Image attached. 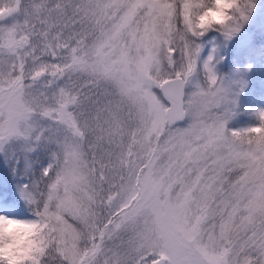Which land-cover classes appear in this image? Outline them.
I'll return each mask as SVG.
<instances>
[{
    "label": "snow or ice",
    "instance_id": "1",
    "mask_svg": "<svg viewBox=\"0 0 264 264\" xmlns=\"http://www.w3.org/2000/svg\"><path fill=\"white\" fill-rule=\"evenodd\" d=\"M186 7L0 0V155L40 164L19 192L44 229L31 264H264V110L229 129Z\"/></svg>",
    "mask_w": 264,
    "mask_h": 264
},
{
    "label": "rangeland",
    "instance_id": "2",
    "mask_svg": "<svg viewBox=\"0 0 264 264\" xmlns=\"http://www.w3.org/2000/svg\"><path fill=\"white\" fill-rule=\"evenodd\" d=\"M254 2L255 7L248 21L231 39L225 41L223 36L214 33L215 41L211 42L210 35H207L200 42L203 44L202 59H206L212 50L216 49L214 59L216 75L229 89V99L234 98L237 101L235 115L228 124L230 130L254 125L256 120L253 107L264 110V48L252 53L259 34L264 31V0ZM255 55H260L263 60ZM240 82H243L242 91ZM30 159L33 163L31 171L26 168L22 152L16 151L13 155L10 151L7 157L0 155V214L33 217L19 195L24 184L39 177L40 164L37 163V155L32 154Z\"/></svg>",
    "mask_w": 264,
    "mask_h": 264
},
{
    "label": "clouds",
    "instance_id": "3",
    "mask_svg": "<svg viewBox=\"0 0 264 264\" xmlns=\"http://www.w3.org/2000/svg\"><path fill=\"white\" fill-rule=\"evenodd\" d=\"M185 3L187 7L183 10L179 27L190 41L196 43L209 33H218L225 41L229 40V34L235 36L248 21L244 20V15L251 13L249 0H185ZM258 111L254 115L256 123L245 128H261L262 122L256 115ZM248 135L264 136V130ZM35 220V217L0 214V264H31L44 231Z\"/></svg>",
    "mask_w": 264,
    "mask_h": 264
},
{
    "label": "trees",
    "instance_id": "4",
    "mask_svg": "<svg viewBox=\"0 0 264 264\" xmlns=\"http://www.w3.org/2000/svg\"><path fill=\"white\" fill-rule=\"evenodd\" d=\"M263 39H262L261 43L258 44V47L264 46V40Z\"/></svg>",
    "mask_w": 264,
    "mask_h": 264
}]
</instances>
